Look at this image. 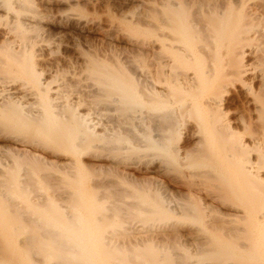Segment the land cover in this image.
I'll return each instance as SVG.
<instances>
[{
    "label": "bare ground",
    "instance_id": "bare-ground-1",
    "mask_svg": "<svg viewBox=\"0 0 264 264\" xmlns=\"http://www.w3.org/2000/svg\"><path fill=\"white\" fill-rule=\"evenodd\" d=\"M2 140L0 264H264V0H0Z\"/></svg>",
    "mask_w": 264,
    "mask_h": 264
},
{
    "label": "rangeland",
    "instance_id": "rangeland-1",
    "mask_svg": "<svg viewBox=\"0 0 264 264\" xmlns=\"http://www.w3.org/2000/svg\"><path fill=\"white\" fill-rule=\"evenodd\" d=\"M58 31V29H55V30H53L52 32L54 33V32H57ZM83 39V38H82ZM84 39H89V41H90V43H94L95 42V39H94V37H93V35L91 34V35H88L87 37H85ZM38 40H39V38H38ZM94 40V41H93ZM93 41V42H92ZM39 42V41H38ZM38 42L36 43V45L34 46V51H35V54H36V56H35V60L36 59H38V60H36V62H37V66H38V68H40V67H44V70H45V68L48 66V63L49 62H51L52 60H55L54 58H58V57H60L62 54H63V52H64V49H63V47H61V46H59V45H57L56 43H54V42H52L51 44H50V50L51 51H53L52 53H50L51 51H47L49 54H47L46 53V57L44 58V59H50V60H45L44 62H42L40 59H41V57L39 56L40 55V47H39V44H41L40 42H39V44H38ZM38 47V49L36 50L35 49V47ZM54 46V47H53ZM36 47V48H37ZM56 47V48H55ZM123 48V46H122V44L121 45H118V44H113L112 45V49H114V52L115 53H118L119 52V49H121L122 51L124 50V49H122ZM39 50V51H38ZM37 54H38V56H37ZM51 54V55H50ZM49 56H51L50 58H49ZM53 57V58H52ZM49 61V62H48ZM43 65H41V64ZM47 65V66H46ZM42 72H44L43 70H42ZM49 79V78H48ZM229 105H230V107H232V110H231V112H232V115H236V116H239V117H246L247 116V114H248V109H247V105H246V103H245V101H238V102H236V101H230V103H229ZM230 112V113H231ZM233 118V117H232ZM190 142V143H189ZM181 144L183 145V146H185V147H187L188 149L190 148V147H192V144H191V141H190V139L188 138V135H187V132L185 131V130H183V133H182V136H181ZM7 145H9V143L8 142H6V141H0V147H3L4 149H6V147H7ZM7 156L5 155V153H3V152H0V163H3L4 161H6L7 160ZM54 160H56V159H54ZM181 163H182V165L183 166H181L182 167V170H183V175H185V173L187 172V171H189L190 170V167H191V157H188V158H182V159H180L179 160ZM48 171H49V173H51V179H49V181L46 183V182H40L39 183V185H38V187H39V189L41 190V191H43L44 192V195H48L49 193H51L52 192V188H51V186L53 185V183H57V181H56V179H57V177H59L62 173H61V171L60 170H58V169H56L55 167H53V168H48ZM109 172H107V171H103V174L104 175H109L108 174ZM154 175H156L155 177H158L159 178V176H158V174L157 173H152V176H154ZM58 180V179H57ZM55 183V184H56ZM45 193H47V194H45ZM50 195V194H49ZM49 200H51V199H49ZM201 202H203L202 200H201ZM63 204L65 205H67V203H64L63 202ZM210 208H211V206L209 205V207H205V213L207 214V215H209V214H215V211H214V207L212 206V208H211V210H213V211H210L209 212V210H210ZM207 210V211H206ZM23 257H25V254H23ZM41 258H42V262L44 263V264H57V263H55V260H56V256H54L53 254H49V253H45V254H43L42 256H41ZM202 259V260H201ZM203 257H201V256H199V257H196V258H193V263L192 264H202V262H203ZM199 262H201V263H199ZM42 263V264H43Z\"/></svg>",
    "mask_w": 264,
    "mask_h": 264
}]
</instances>
